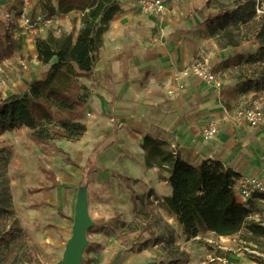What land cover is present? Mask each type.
Returning a JSON list of instances; mask_svg holds the SVG:
<instances>
[{
    "label": "rangeland",
    "instance_id": "1",
    "mask_svg": "<svg viewBox=\"0 0 264 264\" xmlns=\"http://www.w3.org/2000/svg\"><path fill=\"white\" fill-rule=\"evenodd\" d=\"M9 1L14 5L9 10L0 9V28L5 29V19L10 17V34L15 30L23 32L17 25V18L23 12L31 18L38 14L49 15L44 14V0L37 5L29 2L25 5L24 0ZM131 1L136 5V0ZM206 1L163 0L166 10L161 15L144 14L137 3L138 13L159 21L146 38L147 49L157 51L158 56L162 57L170 52L175 58L170 70L161 75L166 77L156 79L160 94L174 103V115L164 114V118L170 119L172 125L176 122L187 123L188 115L179 103L190 88H195L191 86L193 80L206 85L199 86L202 87L201 92H194L202 97L205 105L212 103L218 106L219 91L223 106L238 110L247 105L248 97L238 84V76L231 70L236 63L233 56L235 50L220 49L218 41L209 35V17L213 18L216 10L212 5L206 7ZM262 2L258 7L260 15L264 14V0ZM52 3L55 5V0ZM62 16L64 14L53 15L54 25L48 31L57 36L70 32L75 35L77 29L74 30V23L70 28L71 24L60 25L57 17ZM171 20L174 22L166 36L160 26ZM68 21L72 22L71 19ZM240 50L244 52V57L253 56L257 46L251 41L243 43ZM205 61L215 75V84L180 74L185 68L192 69ZM5 65L0 64V99L10 93L23 92L26 86L22 80L28 72L25 59L17 58ZM245 71L243 68L242 72ZM146 80L147 75L142 82ZM105 82L102 85L103 81L94 68L89 78L80 79L85 87L86 132L78 141L55 139L41 143L26 127L0 135V216L7 217L11 227L20 229L22 257L26 264L62 262L72 236L82 167L95 143L112 129L114 123H118L117 138L113 145L96 157L100 171L89 175L85 204L92 224L86 231L87 243L80 264H169L162 256L160 247L137 251L140 242L147 238L141 235L138 220L139 213L145 212L156 213L174 229L176 244L188 254L186 264H238L244 261L245 264H264V252L258 248L255 250L256 246L251 242H241L243 234L219 238L200 229L195 238H188L175 218L166 211L164 204H154V185H160L161 181L156 168H146V152L141 148V143L142 138L149 135L163 142V148L170 151L169 128L165 127V133L161 132L164 128L162 119L159 120L152 109H146L144 113L136 109L124 121L116 118L109 108L108 81ZM259 94L264 98V91ZM218 110L213 108V112ZM177 112L183 114L182 119L177 116ZM205 114L209 115L207 112ZM238 132L232 135L228 131L222 133L221 148L233 151V144L238 152L234 157L255 155L256 151L253 147L249 148V142L239 145L243 136H249L244 131ZM177 154L181 158L180 153ZM202 160H193V165ZM43 202L50 204V207L39 208L38 205ZM246 236L250 235L247 233ZM14 239L0 240L1 247L7 250L14 247ZM218 258L225 263L219 262Z\"/></svg>",
    "mask_w": 264,
    "mask_h": 264
},
{
    "label": "trees",
    "instance_id": "2",
    "mask_svg": "<svg viewBox=\"0 0 264 264\" xmlns=\"http://www.w3.org/2000/svg\"><path fill=\"white\" fill-rule=\"evenodd\" d=\"M121 0H44V14L79 13V27L73 32L34 38L37 61L48 66L43 80H33L26 90L0 99V135L26 127L35 139L46 143L55 139L78 141L86 131V106L80 79L89 78L99 58L103 36L120 11ZM262 0H207L216 15L210 23L209 35L221 48H237L254 41L253 56L235 57V66L245 68L239 86L244 94L264 91V14L257 13ZM10 25L0 28V64L12 55L14 40L10 41ZM99 143L83 169L80 191L88 186L89 175L99 171L95 166L97 154L108 143ZM163 142L145 135L141 148L146 152V168H156L160 181L170 190L162 203L178 223L184 236L195 238L200 229L220 237L242 235L241 242H251L264 252V227L249 220L255 210L236 201L233 187L240 174L220 161L206 158L193 165L177 153L163 148ZM7 182V180H4ZM139 229L146 239L137 249L160 247L169 264H186L188 254L175 241L174 229L150 212L139 213ZM1 228V226H0ZM250 236H246V234ZM15 241L22 248L21 236ZM260 247V248H259ZM252 249V250H254Z\"/></svg>",
    "mask_w": 264,
    "mask_h": 264
},
{
    "label": "crops",
    "instance_id": "3",
    "mask_svg": "<svg viewBox=\"0 0 264 264\" xmlns=\"http://www.w3.org/2000/svg\"><path fill=\"white\" fill-rule=\"evenodd\" d=\"M39 1L41 0H27V4L29 2L30 4L37 5ZM138 2L139 1L136 0L135 5L131 0H121L120 11L114 17L110 23L108 31L103 36L99 58L94 67L100 80L103 81L102 85L106 83L105 80L108 81L110 96L109 108L113 112V115L121 121H124L129 118L136 109L139 110V113H144L146 109H152L156 117H158L159 120L162 119L161 122L164 128L161 132L165 133V127L169 128L167 133L169 132L170 151L180 153L181 158L186 162L193 164V160L197 161L204 158L219 159L226 167L239 173L240 177L263 178L264 173L261 171L260 161L263 146L260 139V133L258 130L248 127L244 122L238 121L235 118V113L239 109L231 110L228 108L229 106L222 105L220 101V91L218 92V106H213L212 103H207L205 105L204 101H202V97L194 94V92H201L202 87L199 86L206 85L193 80L191 86L195 88H190L182 102L179 103L180 108L186 110L188 115V118H186L187 123L176 122L178 125H172L169 121L170 119L164 118V114L174 115L176 110L173 107V101L164 98L160 94L156 79L159 80L166 77H162L161 75L170 70L172 64H174L173 61L175 58L171 56L170 52L162 57L158 56L156 53L157 51L152 52V50L147 49L145 44L146 38L152 33V28L159 24V21L155 18L150 19L149 17H145L138 13ZM13 5L14 3L9 0H0V9L3 8L4 10H9ZM57 18L60 25L69 26L68 24H71L69 26L70 28L74 23V30L79 27V15L76 11H72L68 13V15ZM69 19H71L72 22L69 23ZM10 21V17H7L5 19V24L10 25ZM173 22L174 21L171 20L161 23L160 29L166 36L169 33L168 31ZM48 29L40 37H44L45 34V36H47L49 33L57 36L52 31H48ZM11 34L12 39L14 40V51L12 55L8 59L5 58V61L1 64L6 66V63L15 61L17 58L25 59L28 72L23 75L24 77L22 80L26 82V86L24 87V90H26L31 81L43 80L46 77L48 66H44L37 61L34 49V37L31 34L20 31L18 32L16 30L13 33L11 32ZM250 42L251 41L245 42V44ZM252 42L254 41L252 40ZM242 45L243 44L237 48L228 47L220 49H232L233 52L235 50L233 53L235 59L237 55L244 56V52L240 50ZM231 70L238 76V81L240 77L246 76V71L245 73L242 72L243 68L238 69L234 65ZM146 75L147 82H142ZM259 93L260 92H249L246 94L248 97L247 105L242 108L264 107V98H262V94L260 95ZM11 94L14 93H10L9 95ZM190 94H193V96H190ZM147 104H150L151 106ZM204 108H206V110ZM213 108H219L218 112H213ZM205 112L209 113L210 116L206 115ZM179 113L177 116L182 119L183 114ZM212 120L219 122L218 134L213 139L205 141L201 137V130L202 127ZM117 126L118 123H114L112 129L103 134L102 138L95 143L91 152L87 156L85 164L81 170L78 192L80 191L79 188L83 169L86 166L93 149L102 141H107L105 142L108 143V145L97 154L98 156L107 147L113 145L117 138ZM226 131L230 132L231 135L235 134L237 131H240L238 133L244 131L249 137L243 136L239 145L241 146L242 144L249 142V148H254L256 154H252L248 157L246 156V158L242 156L234 157V154H237L238 152L236 151L237 147L234 148L233 144H231L233 151L223 150V148H221L222 143L220 141V135L222 136V133H225ZM96 161L97 158L95 160V166L97 167ZM154 190V197L152 198L160 201L170 193V190L164 181H161L160 185H154ZM47 206L50 207V204L46 202L38 205L39 208ZM8 222L9 219L7 217L4 215L0 216V240L4 241L9 238H15L14 240L16 241L17 237L22 235L21 231L20 229L11 227ZM22 250L23 248H16L15 245L14 247H9L7 250L3 249L0 245V264H26L27 262H25L22 257ZM222 260L218 258L219 262L225 263V261ZM244 262H239L238 264H245Z\"/></svg>",
    "mask_w": 264,
    "mask_h": 264
},
{
    "label": "built area",
    "instance_id": "4",
    "mask_svg": "<svg viewBox=\"0 0 264 264\" xmlns=\"http://www.w3.org/2000/svg\"><path fill=\"white\" fill-rule=\"evenodd\" d=\"M24 4H27V0L24 1ZM139 4L144 14L161 15L166 10L163 0H140ZM257 13L260 14L258 7ZM17 25L23 32L31 34L34 38H36L40 37L48 28L54 25V17L38 14L31 18L26 14V12H23L17 18ZM6 27L8 28L9 24H7ZM180 74L185 77L193 76L207 84H215L216 82L211 66L206 61L202 64L194 66L192 69L185 68ZM235 118L238 121L244 122L248 127L259 131L263 146L260 157L261 171L264 173V107L239 109L235 113ZM218 126L219 122L216 120L208 122L204 127H202V139L205 141L213 139L218 134ZM233 192L238 203L247 206L253 204L255 210L249 215L248 219L264 227V176L263 178L239 177L233 187ZM152 200L155 205L162 203V200L160 201L154 198ZM218 237L224 238L220 236ZM255 255L257 254L255 253ZM257 256L262 257L263 254Z\"/></svg>",
    "mask_w": 264,
    "mask_h": 264
},
{
    "label": "water",
    "instance_id": "5",
    "mask_svg": "<svg viewBox=\"0 0 264 264\" xmlns=\"http://www.w3.org/2000/svg\"><path fill=\"white\" fill-rule=\"evenodd\" d=\"M85 194L86 190L78 192L72 236L67 243L63 260L59 264H80L82 253L87 243L86 231L92 224L86 209Z\"/></svg>",
    "mask_w": 264,
    "mask_h": 264
}]
</instances>
